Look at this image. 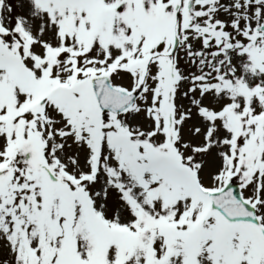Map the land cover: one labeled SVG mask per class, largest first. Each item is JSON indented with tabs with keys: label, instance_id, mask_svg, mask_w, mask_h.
<instances>
[{
	"label": "snow or ice",
	"instance_id": "1",
	"mask_svg": "<svg viewBox=\"0 0 264 264\" xmlns=\"http://www.w3.org/2000/svg\"><path fill=\"white\" fill-rule=\"evenodd\" d=\"M0 264H264V0H0Z\"/></svg>",
	"mask_w": 264,
	"mask_h": 264
}]
</instances>
